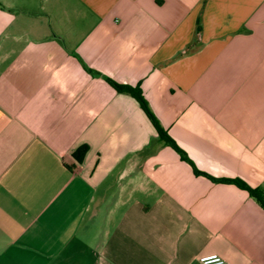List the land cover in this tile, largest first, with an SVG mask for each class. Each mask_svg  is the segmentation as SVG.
<instances>
[{"label":"crops","instance_id":"obj_1","mask_svg":"<svg viewBox=\"0 0 264 264\" xmlns=\"http://www.w3.org/2000/svg\"><path fill=\"white\" fill-rule=\"evenodd\" d=\"M224 178L264 202V0H0V264H264Z\"/></svg>","mask_w":264,"mask_h":264},{"label":"trees","instance_id":"obj_2","mask_svg":"<svg viewBox=\"0 0 264 264\" xmlns=\"http://www.w3.org/2000/svg\"><path fill=\"white\" fill-rule=\"evenodd\" d=\"M84 68L86 70H88L90 73L92 74H97V71L91 69L90 67L86 66L85 64H83ZM104 78L106 79V81L116 90V91H122V92H127L130 95H132L136 101L138 102L140 108L144 111V113L146 114V116L148 117V119L150 120V122L152 123V125L154 126L158 137L163 140L165 143L171 145L173 148H175L179 153H180V157L188 159L185 155V153L175 144V142L173 141V139L167 134V132L162 128V126L160 125L158 119L156 118V116L153 114V112L151 111L146 99L143 97L140 87L138 84H134V85H130L127 83H119L114 81L113 79L104 76ZM86 150V145L82 144L79 145L73 152H72V156L74 158L75 162H79L82 158V155L84 153V151ZM193 170L195 172H200L197 169L193 168ZM223 180L226 181H230L233 182L235 185H237L238 187L244 188L247 190V192L254 196L259 202L260 204L264 207V202L258 197L257 193H256V189L253 187H250L248 185H246L242 180L238 179V178H224Z\"/></svg>","mask_w":264,"mask_h":264},{"label":"built area","instance_id":"obj_3","mask_svg":"<svg viewBox=\"0 0 264 264\" xmlns=\"http://www.w3.org/2000/svg\"><path fill=\"white\" fill-rule=\"evenodd\" d=\"M200 264H228L219 254L215 252L200 254L196 257Z\"/></svg>","mask_w":264,"mask_h":264}]
</instances>
